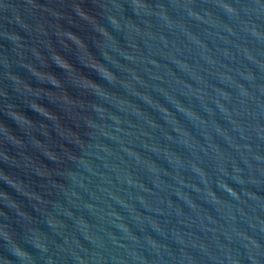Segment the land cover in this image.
Returning <instances> with one entry per match:
<instances>
[{"label":"water","instance_id":"obj_1","mask_svg":"<svg viewBox=\"0 0 264 264\" xmlns=\"http://www.w3.org/2000/svg\"><path fill=\"white\" fill-rule=\"evenodd\" d=\"M0 264H264V0H0Z\"/></svg>","mask_w":264,"mask_h":264}]
</instances>
